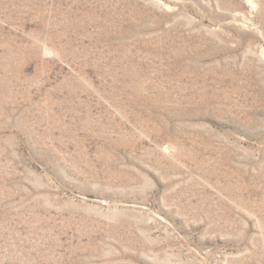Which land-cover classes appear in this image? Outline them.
<instances>
[{"label":"rangeland","instance_id":"1","mask_svg":"<svg viewBox=\"0 0 264 264\" xmlns=\"http://www.w3.org/2000/svg\"><path fill=\"white\" fill-rule=\"evenodd\" d=\"M0 264H264V0H0Z\"/></svg>","mask_w":264,"mask_h":264}]
</instances>
